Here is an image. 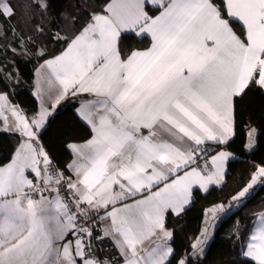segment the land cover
Instances as JSON below:
<instances>
[{
  "label": "snow or ice",
  "instance_id": "1",
  "mask_svg": "<svg viewBox=\"0 0 264 264\" xmlns=\"http://www.w3.org/2000/svg\"><path fill=\"white\" fill-rule=\"evenodd\" d=\"M34 6L47 11L49 4L40 0ZM149 7L163 10L152 16L146 11ZM14 14L10 2L0 3V16ZM129 33L137 38L150 34L151 45L123 58L118 42ZM54 39L62 38L57 34ZM43 67L52 70L63 93L98 97L78 110L94 135L83 146H71L77 155L71 166L75 179L50 173L47 153L30 142L22 143L11 162L0 166V264H53V256L58 264H78L77 258L83 264H103L88 258L90 243L89 253L85 252L83 234L91 238V227L77 228L78 218L89 212L96 220H111L105 236L114 233L123 238L121 251L126 247L125 255L130 253L126 264H165L171 247L161 244L145 258L139 256L137 245L155 229L171 237L164 230V210L182 211L192 185L207 189L222 179L227 152L211 157L215 170L207 175L191 165L203 151L201 145L228 140L233 98L252 81L264 86V0H109ZM12 115L16 128L32 141L33 127L39 129L47 113H40L31 124L14 108ZM4 122L7 125L6 116ZM157 128L176 137V142L153 139ZM143 129L149 130L147 135ZM181 169L189 170L177 175ZM26 170L38 178L35 185ZM172 175L176 178L170 183L151 191ZM260 177L264 167L233 200L244 197ZM61 184L71 199L60 196ZM146 190L150 194L145 198L123 203ZM44 191L55 196L45 197ZM37 193L40 198L34 199ZM216 210L223 207L212 209L213 215ZM69 234L73 240H67ZM201 243L198 239L193 247ZM243 255L264 264V213Z\"/></svg>",
  "mask_w": 264,
  "mask_h": 264
},
{
  "label": "trees",
  "instance_id": "2",
  "mask_svg": "<svg viewBox=\"0 0 264 264\" xmlns=\"http://www.w3.org/2000/svg\"><path fill=\"white\" fill-rule=\"evenodd\" d=\"M7 1L15 14L10 18L0 16V91L31 118L37 110L32 94L34 67L62 50L90 14L100 11L108 0H47V11L34 6L40 0ZM148 9L150 13L157 11V8ZM57 34L62 39H54ZM149 41L147 35L137 38L131 33L122 34L118 47L125 57L135 48L148 46ZM12 53L14 56L10 55ZM78 103L77 95H66L38 135L55 166L67 175L71 159L68 143L82 141L91 135L90 128L76 115ZM233 115V137L225 144L206 147V154L225 147L236 157L227 162L220 186H211L206 191L193 190L189 206L179 214H166L165 225L172 233L169 247L173 252L165 264H179L181 260L185 264H255L242 254L241 248L252 220L264 210V177H260L251 194L236 206L233 200L248 184L256 168L264 167V91L255 81L250 82L241 96L234 97ZM250 128L256 130V141L255 147L248 151L246 139ZM20 139L16 133L0 130V166L10 160ZM218 204L225 206V215L215 225L203 255L197 257L193 254V244L201 231L205 209ZM91 230L92 236L86 242V246L91 244L90 251L94 250L105 264L119 263L120 254L110 239L99 234L97 222Z\"/></svg>",
  "mask_w": 264,
  "mask_h": 264
},
{
  "label": "crops",
  "instance_id": "3",
  "mask_svg": "<svg viewBox=\"0 0 264 264\" xmlns=\"http://www.w3.org/2000/svg\"><path fill=\"white\" fill-rule=\"evenodd\" d=\"M6 2H8V1L7 0H0V3H6ZM108 2H109V0L106 3H108ZM162 10H163L162 8L157 7V11L155 13H150L149 9L146 8V11H148L149 14L152 15V16L158 15L159 12L162 11ZM100 11H97V12H100ZM80 29L70 38V40L76 34L79 33ZM134 31H139V29H135ZM145 35H147L149 37V39H150L148 46H146L144 48H135V49H137V50H144V49H147L148 47H150V45H151V36H150V34H145ZM70 40L68 42H70ZM67 46H68V43L58 53H56V54H54L52 56H49V57L43 59L42 61H40L39 63H37V65L34 67V71H33L34 79H33L32 94H33V96H34V98L36 100V103H37V110H36L35 114L31 118H28L26 116V114L24 113V111L21 109V107L18 104H15V103L10 102L9 99H8V97H7V95L4 92H1L0 91V96H3V97L6 98L5 100H0V106H3V115L0 116V128L1 129H4L5 127H7V129H9L7 131L12 132V133H16L21 138L20 141H19V143L17 144L16 148L14 149L10 160L7 163H5L4 165H1V166H5V165H7V164H9L11 162V160L13 159L14 152L21 146L22 143H28V142H30V143H32L33 147H35L37 149L43 148V150L45 151L44 147L41 145V143L39 141L38 135H39L40 131L44 128V126H45L47 120L49 119V117L52 116V114L54 113L55 108L58 105V103L63 98H65L66 95L73 94V93H72L71 90L68 91L67 93H63V86L56 79L55 75L52 73V70L49 69V68H47V67H43V65L45 64V61L51 59L52 57H54V56H56L58 54H60L64 49L67 48ZM126 57L127 56H125L123 58H126ZM258 87L264 91V86L258 85ZM76 95L79 98V103H78V106L76 107V110H75L76 115L78 116V118L82 122H84L90 128L91 135L88 138H86V139H84L82 141H72V142H69L68 143V148H69V150L71 152V159L68 162V169H69V176L72 179H75V175H74V168L71 167V166L74 164V162H77V155L73 151V148L71 146H73V145L83 146L94 135V132L92 130V126L80 115V112L78 110L81 109V107L84 104H86L87 102L95 101V100L98 99V97H96L92 93L82 92V93H78ZM13 108L16 109L25 119H27V121L30 124L33 121V119L39 118L40 113H42V112H46L47 113V115L44 118V123L39 127V129H37L35 127H33V129H32L33 132L36 133L35 140L29 141V138L26 137V136H24V135H22V132L19 129L16 128L17 121H16V118L12 115V109ZM4 116L7 117V125H5ZM142 131H143V134L144 135H147L148 132H149L148 129H143ZM155 131L157 132V135L155 137H153V139L159 141L162 138H167L171 142H176V137L169 136L167 133L163 132L162 129L157 128V129H155ZM233 135H234V115H233V103H232L231 133H230L229 138H228V140L226 142H228L233 137ZM254 138H255L254 132H251L249 138H248V132H247L246 149L248 151L252 150L255 147V139ZM188 143H191V142H188ZM215 143H218V142H215V141H207L205 144H203L201 146H204L205 148L206 147H211ZM225 143H218V144H225ZM249 144L251 145V147H248ZM85 151H87V149H85ZM221 151H224V152L229 153L228 159L223 162V175H222V179L219 181V183H209L207 189L209 187H211V186H220L222 184V182L224 180L225 173H226V165H227V162L229 160L233 159L236 156L232 152H230L227 148H225V147H219V148L215 149L214 151H212L211 153L207 154V159H208L207 160V164H205V162L203 160L197 158L196 162L193 165H191V167H197V166H199V170H201L203 174L207 175L209 172L215 170L213 168L212 164H211V157L217 155ZM48 158H49V160H51L49 156H48ZM40 167H41V169H43V164H41ZM259 167H263V166H258L256 168V170L253 172V174L257 171V169ZM187 170H189V169H181L179 171V173H177V175H183L184 171H187ZM253 174H252V176H253ZM25 175L27 176V178L29 180H32L33 181V184L38 180V178L36 177L35 173L31 172L30 170H26L25 171ZM252 176H251V178L249 180L251 182H252ZM175 178H176V175L170 176L167 181H163L159 185H155L151 189V191L154 192V191L158 190V188H162L164 183H170L171 180L172 179H175ZM259 179L260 178L257 179L256 183L253 184L252 187L257 184V182L259 181ZM248 183H250V182H248ZM51 187H53V186H51ZM195 189H198L200 191H206L207 190V189L200 188V186L198 184L192 185V188H191V196H190L189 203L187 205H184L183 210L187 206L190 205V203L192 201V192ZM27 190H29V189H25V191H27ZM149 194H150L149 191L146 190L143 193H140V194H137V195H135L133 197L128 198L127 200L123 201V203L131 204V203H133V201L143 199L146 196H148ZM43 195L45 197H49L50 195L51 196H55V193L53 192V193L50 194L48 191H45L43 193ZM60 196L63 197V198H65V199H71L70 194L67 191L64 192V193L60 191ZM12 198L13 197H8V199H12ZM33 198L34 199H39L40 196L33 197ZM116 206L117 207H120L122 205L118 203ZM110 207H109V210H110ZM81 208L84 209L85 211H87V206L86 205H81ZM206 209H205V213L207 211ZM71 210L72 211H76L75 207H73ZM182 211H180V212L177 213V212H175V211H173L171 209H165L164 210L163 217H164V230L165 231L171 232L166 227V225H165L166 214L168 212H170L172 214H179ZM91 213H94V212H89L88 215L91 214ZM103 213H104V209H101L100 210V215L102 216ZM262 213H264V210L261 211V212H259V213H257L256 216L254 217V219L251 222L247 240H246V242L243 244V246L241 248L242 254H243L244 251H246V246H247V243H248V238H249V236H250L253 228L259 223L260 214H262ZM96 222L98 224L99 234L101 236H103V237H106V238L110 239L112 241L114 247L116 248V250L120 254L121 261L119 263H117V264H126V259L130 258V253H128L127 256L125 255V252H127V248L126 247L124 249V252L121 251V246L123 244V238L120 237V236H118V235H116V234H114V233H110L109 235L105 236V231L110 229L111 220L110 219H106L104 221L96 220ZM134 231H140V229L134 228ZM171 237H172V235H171ZM171 237L165 238L163 236L162 232L159 229H155L154 230V234H151V235L145 234L143 236V238H142V243H140V244L137 245V252H138L139 256H144L146 258L147 257V253L149 251H151V249L156 248L157 246H159L161 244H166L169 247V242L171 240ZM73 239L74 238H73V236L71 234L67 235V240H73ZM117 241H119L120 243H117ZM85 252H86V255L89 253V250H88V248L86 246V243H85ZM169 257H170V254L168 255L167 259L165 260V263L168 261ZM88 258L96 259V260H98L100 262H103L102 260L98 259V257L95 255L94 250H91L90 251V255H88ZM247 258H249V259L252 260V258H250V257H247ZM77 259H78V264H83V261L82 260H80L79 258H77ZM52 260H53V264H58V261H57V259H56L55 256L52 257ZM103 264H105V263L103 262Z\"/></svg>",
  "mask_w": 264,
  "mask_h": 264
},
{
  "label": "rangeland",
  "instance_id": "4",
  "mask_svg": "<svg viewBox=\"0 0 264 264\" xmlns=\"http://www.w3.org/2000/svg\"><path fill=\"white\" fill-rule=\"evenodd\" d=\"M42 49L38 50V53H41ZM15 53L10 54L11 56H14ZM251 132H254L255 134V141H256V130L254 128H250L248 131V138L250 137ZM251 183V181H249ZM248 183V184H250ZM248 184L245 186L247 187ZM243 187V189L245 188ZM242 189V190H243ZM242 190H240L239 192H241ZM238 192V193H239ZM252 189H249L248 193H246V195L244 197L239 198L238 200H235V206L245 197H247L249 194H251ZM238 193L235 195L238 196ZM216 206H222L224 209V205L222 204H218L212 207H208L206 210V213L203 216V222H202V227H201V231L198 235V237L196 238L194 244H196L197 240L200 239L203 241V243L199 244L196 248H194L193 250V254L197 257H201L203 255V252L207 246V244L209 243V241L212 238V234H213V229L215 227V225L218 223V221L220 220V218L225 215V211H220V210H216L215 215H213L212 209L216 208Z\"/></svg>",
  "mask_w": 264,
  "mask_h": 264
},
{
  "label": "built area",
  "instance_id": "5",
  "mask_svg": "<svg viewBox=\"0 0 264 264\" xmlns=\"http://www.w3.org/2000/svg\"><path fill=\"white\" fill-rule=\"evenodd\" d=\"M201 149H203V151L199 154L198 156V159H201L203 160L204 162H206L208 159H207V154H206V148L204 146H200ZM51 164L49 166V171L50 173L51 172H62L60 169H58L55 164L53 163L52 160H50ZM63 175H64V178L67 179L69 178L70 176L65 174L64 172H62ZM37 183V181L34 183V185ZM53 187H56L55 184L51 185ZM41 187H44L42 184H41ZM28 192H31V189L27 190ZM60 191L61 192H66V185L64 184H61L60 186ZM45 192V191H44ZM37 196H40L39 193L33 195V197H37ZM96 221V217H95V213H91L89 214L88 216H80L78 218V221H77V228H89L93 225V221ZM84 235V241L85 243L88 241V236L86 233L83 234ZM89 250V249H88Z\"/></svg>",
  "mask_w": 264,
  "mask_h": 264
}]
</instances>
